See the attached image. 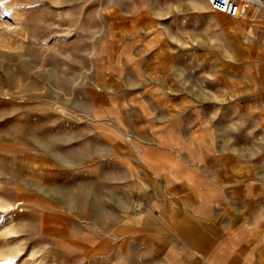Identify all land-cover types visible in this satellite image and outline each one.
<instances>
[{
    "label": "rangeland",
    "instance_id": "obj_1",
    "mask_svg": "<svg viewBox=\"0 0 264 264\" xmlns=\"http://www.w3.org/2000/svg\"><path fill=\"white\" fill-rule=\"evenodd\" d=\"M257 51L258 7L233 18L208 0H0V264H143L141 237L119 227L142 193L111 192L112 140L173 139L161 147L183 158L206 146L188 139L236 150Z\"/></svg>",
    "mask_w": 264,
    "mask_h": 264
},
{
    "label": "crops",
    "instance_id": "obj_2",
    "mask_svg": "<svg viewBox=\"0 0 264 264\" xmlns=\"http://www.w3.org/2000/svg\"><path fill=\"white\" fill-rule=\"evenodd\" d=\"M263 68L259 51L243 67L247 86L235 107L248 115L243 132L239 116L236 150H230L231 139H188L206 146L196 153L190 148L189 158H183L181 151L161 147L173 139L112 140L121 147L110 156L111 192L125 185L142 193L127 205L140 214L128 211L119 227L127 238L141 237L143 264H264V183L256 178L263 174L258 167L263 158L258 143L264 139ZM215 140L220 147L210 146ZM119 227L112 215L111 233Z\"/></svg>",
    "mask_w": 264,
    "mask_h": 264
},
{
    "label": "built area",
    "instance_id": "obj_3",
    "mask_svg": "<svg viewBox=\"0 0 264 264\" xmlns=\"http://www.w3.org/2000/svg\"><path fill=\"white\" fill-rule=\"evenodd\" d=\"M212 11L233 18H244L253 7L264 10V0H208Z\"/></svg>",
    "mask_w": 264,
    "mask_h": 264
}]
</instances>
